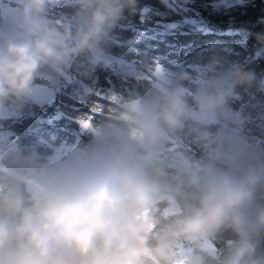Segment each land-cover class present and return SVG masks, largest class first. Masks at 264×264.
<instances>
[{"label": "clouds", "instance_id": "clouds-1", "mask_svg": "<svg viewBox=\"0 0 264 264\" xmlns=\"http://www.w3.org/2000/svg\"><path fill=\"white\" fill-rule=\"evenodd\" d=\"M57 3L70 12L53 17ZM139 12L140 0H0V121L52 100L72 73V98L94 107L97 70L114 46L134 50L115 37ZM193 72L190 97L183 70L107 91L86 141L41 152L0 138V264H264V146L231 108L264 80L212 52ZM182 140L200 156L173 149Z\"/></svg>", "mask_w": 264, "mask_h": 264}, {"label": "trees", "instance_id": "trees-1", "mask_svg": "<svg viewBox=\"0 0 264 264\" xmlns=\"http://www.w3.org/2000/svg\"><path fill=\"white\" fill-rule=\"evenodd\" d=\"M142 12L128 16L123 27L117 29L116 42H130L133 51H123L114 46V54L133 60L139 66L141 60L152 63L158 59L165 64L172 63V57L178 62L172 63L176 69L192 76L188 89L198 86L193 72L196 65L203 66L212 52L222 59L225 66L238 63L246 70L254 72L258 80H264V51L259 46L254 34H264V0H169L167 6L160 0H140ZM70 9L60 3L51 10L53 17L67 15ZM199 18L205 22L197 25L191 19ZM232 29V30H231ZM151 72V67L148 70ZM98 84L95 99L101 103L103 111L106 92L115 88H127L138 85L145 78L117 75L109 69L97 70ZM77 77L72 73L64 83L55 101L44 105H31L15 118L0 121L2 127L9 128L20 148L35 146L41 152L51 150L62 139L86 141L87 135L80 126L78 118L90 111V108L72 98V87ZM189 97L191 96L190 90ZM241 96L231 105L243 110L245 124H249L244 133L257 137L264 146V90H239ZM65 107L62 114L59 108ZM182 148L194 158L201 154V148L190 141H180ZM207 151V147L204 146Z\"/></svg>", "mask_w": 264, "mask_h": 264}, {"label": "rangeland", "instance_id": "rangeland-1", "mask_svg": "<svg viewBox=\"0 0 264 264\" xmlns=\"http://www.w3.org/2000/svg\"><path fill=\"white\" fill-rule=\"evenodd\" d=\"M191 21H195L197 25H203L205 24V22L199 18H194V19H191ZM232 30V29H231ZM112 55L114 57H117V60L115 61V63L110 67L108 68L110 71H112L113 73H116L118 76L119 75H123L125 77H129V76H135L136 78L140 79V78H145L147 81H150L155 75L153 74V65H154V62L157 61L158 59H156L153 63H152V66H151V72L147 71L146 73H144L142 76H138L136 75V70L137 68L139 67L137 64H135V62L133 60H130V59H127L123 56H120V55H117V54H114L112 53ZM161 61V60H160ZM163 62V61H162ZM175 62H178V59L176 57H172V63H175ZM164 63V62H163ZM171 63V64H172ZM171 64H165L164 63V66H165V69L168 70V71H180V69H176L173 65ZM197 79V78H196ZM64 86H66V84L64 83ZM187 89L189 88V85L186 86ZM74 87H72L71 89L73 90ZM190 90V94L192 93V91L194 90H191V89H188ZM240 96H241V92H240ZM65 107H60L59 108V111L58 113L59 114H62L63 112V109ZM231 108L234 112L240 114V116L242 117V120H241V126L243 128H247L249 126V124H245L246 122V115L244 113L243 110H238L231 105ZM104 111H102L101 113H90V111H87L85 113H89L91 116H95L96 118H100V116L103 114ZM79 120V118H78ZM79 123H80V120H79ZM264 123V121L262 122ZM80 126L82 127L81 123H80ZM245 131V130H243ZM7 137L8 138V141H9V145L12 146V147H16V148H20L19 146V143L18 141L16 140V136L13 135L12 131L9 129V128H5V127H2V124L0 123V138L2 137ZM74 142H77V141H69L67 139H62L59 143H57V145L61 144V143H74ZM56 146V145H55ZM173 149L175 148H182L180 142L176 143L174 142L173 145H172ZM207 147V146H206Z\"/></svg>", "mask_w": 264, "mask_h": 264}, {"label": "snow or ice", "instance_id": "snow-or-ice-1", "mask_svg": "<svg viewBox=\"0 0 264 264\" xmlns=\"http://www.w3.org/2000/svg\"><path fill=\"white\" fill-rule=\"evenodd\" d=\"M161 69L159 66H157L156 71L159 72ZM97 95L99 96L100 94L97 93ZM103 99L108 100V99H115L114 97H107L104 96ZM103 111V108L101 106V103L99 101H97L96 105L92 108H90V113H101ZM92 119V116L89 115L88 120H80V123L83 127H89V121Z\"/></svg>", "mask_w": 264, "mask_h": 264}, {"label": "water", "instance_id": "water-1", "mask_svg": "<svg viewBox=\"0 0 264 264\" xmlns=\"http://www.w3.org/2000/svg\"><path fill=\"white\" fill-rule=\"evenodd\" d=\"M157 66H159L161 70H166V69H165V66H164V63H163L162 61L158 60V61H156V62L154 63V65H153V74H154V75H155V73H156V68H157ZM56 97H57V95H56L52 100H49V101H43V102L41 103V105H44L45 103H51V102L55 101Z\"/></svg>", "mask_w": 264, "mask_h": 264}]
</instances>
